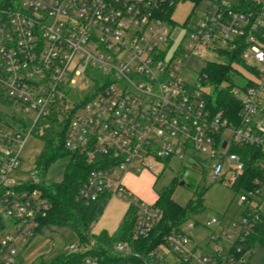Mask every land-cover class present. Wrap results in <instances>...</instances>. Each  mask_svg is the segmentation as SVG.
<instances>
[{"label":"built area","instance_id":"built-area-1","mask_svg":"<svg viewBox=\"0 0 264 264\" xmlns=\"http://www.w3.org/2000/svg\"><path fill=\"white\" fill-rule=\"evenodd\" d=\"M180 1L19 0L0 11V264H18L46 229L42 177L36 168L20 171L19 152L30 135L41 138L46 116L62 99L63 110L74 108L63 147L89 167L74 201L115 198L132 216L125 239L106 244L88 232L63 252L84 255L81 264L243 263L240 244L258 220L264 186L260 196L237 194L243 209L233 223L235 241L200 250L188 246L179 227L141 246L162 214L155 200L124 187L127 174H154L155 164L170 158L186 159L214 181L228 173L231 185L243 170L231 152L236 145L255 147L264 173V0H203L194 3V23L175 27L169 9ZM240 41L241 58L255 73L230 88L239 104L234 125L212 113L208 95L181 73L190 60L220 56ZM197 80L206 84L199 72ZM217 239L211 234L209 241Z\"/></svg>","mask_w":264,"mask_h":264},{"label":"trees","instance_id":"trees-1","mask_svg":"<svg viewBox=\"0 0 264 264\" xmlns=\"http://www.w3.org/2000/svg\"><path fill=\"white\" fill-rule=\"evenodd\" d=\"M198 3L203 0H191ZM19 0H0V11L12 9ZM172 9H169V13ZM246 45L240 41L231 51H222L220 56L223 61L207 62L199 70V75L204 77L205 83L213 87V95L207 97L208 106L212 113L219 112L222 117L237 125L239 104L230 94V88L234 83L232 77L238 75L237 67L245 69L250 74L255 73L250 67L244 64L241 54ZM68 102L62 99L61 104L54 107L46 116L47 128L44 130L40 140L42 147L35 160L36 169L40 176H44L46 168L57 158L66 157L67 163L61 180L58 183H45L39 187L43 196L49 204L48 212L41 221V226L49 229L52 227H62L71 230L80 241H86V234L90 232L91 224L98 218L106 203V199H98L87 205L74 201V194L84 180L89 167L84 159L71 153L63 147V137L67 122L74 112V108L68 111L63 110V105ZM243 164V170L228 185L237 194L247 191H257L261 195V188L264 186V173L256 164L260 159V153L253 146L236 145L231 148ZM222 181V180H219ZM176 180L172 179L168 186L163 187L157 194L155 206L162 214L161 220L154 225L150 239L140 240V245L147 246V249L155 245L160 235H164L171 230H176L185 222L190 215L201 210V192H192L190 199L184 207L176 205L170 199V193ZM258 203V202H257ZM259 204V203H258ZM258 220L254 223L252 231L240 244L241 253L250 252L253 244L264 246V215L258 211ZM132 226L131 211L126 210L119 227L112 234L101 233L95 236L106 244H110L118 239H125ZM219 239V237H218ZM84 255L66 254L61 251L46 261L40 260L36 264H81ZM106 259V258H105ZM22 259H19V263ZM35 264V263H34ZM244 258H243V263Z\"/></svg>","mask_w":264,"mask_h":264},{"label":"rangeland","instance_id":"rangeland-1","mask_svg":"<svg viewBox=\"0 0 264 264\" xmlns=\"http://www.w3.org/2000/svg\"><path fill=\"white\" fill-rule=\"evenodd\" d=\"M194 2L182 0L176 3L171 12L173 26L188 27L195 22L192 14ZM201 8L198 7V9ZM174 38H179L175 31ZM223 61L221 56H215L207 52L202 58L192 59L188 62L187 68L181 73L186 83L196 86L208 96L213 95V87L209 84L201 85L197 80V74L205 62ZM238 75L232 77V82L242 86L246 80H252L253 76L241 67H235ZM77 99V98H75ZM42 147L39 138L30 135L26 138L19 152V168L22 172H28L36 168L35 160ZM67 158L55 159L45 170L42 179L45 183H58L64 173ZM156 173L127 174L124 178V187L140 199L152 202L156 194L169 185L172 179L176 180L170 199L176 205L184 207L190 199L191 193L201 192V210L189 216L179 228L189 238L188 246H195L197 250L205 247L206 244L213 246L216 242L222 248L233 243L239 232V226H233L239 218L243 206L238 201L237 193L228 187V173H224L222 181L212 180L208 173L191 164L186 159L180 161L177 158H170L162 164H155ZM127 204L115 198L106 201L102 212L91 224L90 233L98 236L101 233L112 234L121 224ZM259 212L264 215V202L259 206ZM214 219L216 222L205 226V222ZM193 224V228L186 227ZM214 234V242L209 241L210 235ZM218 235V236H217ZM229 235V237L227 236ZM76 235L67 228L52 227L42 230L24 249L21 264H36L40 260L46 261L55 254L63 251V246L77 242ZM245 264H264V246L253 244L250 252L244 256Z\"/></svg>","mask_w":264,"mask_h":264}]
</instances>
